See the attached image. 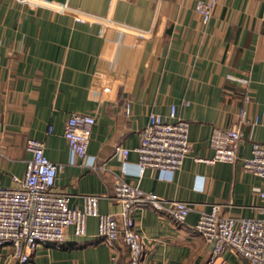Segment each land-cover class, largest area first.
Wrapping results in <instances>:
<instances>
[{
    "label": "crops",
    "instance_id": "obj_1",
    "mask_svg": "<svg viewBox=\"0 0 264 264\" xmlns=\"http://www.w3.org/2000/svg\"><path fill=\"white\" fill-rule=\"evenodd\" d=\"M197 1L205 0H0V184L24 176L26 141L36 139L59 166L55 189L70 195V208L96 195L100 213L118 216V179L190 203L183 223L166 211H134L141 264H248L232 251L212 261V244L193 227L214 204L224 218H264V178L242 168L252 145L264 144V0H218L207 23ZM171 107L189 123L190 154L176 173L140 174L139 131L151 113L171 121ZM70 114L96 119L83 160L63 137ZM232 127L241 133L234 163L195 161L212 158L213 128ZM0 264H128V250L98 238L91 217L85 236L70 227L64 243L40 244L26 263L5 247Z\"/></svg>",
    "mask_w": 264,
    "mask_h": 264
},
{
    "label": "built area",
    "instance_id": "obj_2",
    "mask_svg": "<svg viewBox=\"0 0 264 264\" xmlns=\"http://www.w3.org/2000/svg\"><path fill=\"white\" fill-rule=\"evenodd\" d=\"M17 1L40 4L39 0ZM217 1L195 3L194 10L203 23L212 17ZM94 85H101L98 79ZM101 90L109 93L111 87L103 84ZM123 111L130 115L129 102L124 104ZM170 117L171 121H165L160 115L151 113L147 124L139 131V145L135 152L140 174L147 168L176 173L189 156V123L175 118V107H171ZM240 117L243 123H247L244 110L240 111ZM257 122L255 118L253 123ZM95 125L96 119L90 114H70L65 122L63 137L69 151L81 160L86 157ZM240 138L237 127L213 128L209 139L212 158L195 161L234 163ZM25 148L31 158L25 163L24 176H13L12 187L0 184V249L9 248L11 257L20 263L28 262L42 243H64L70 227L76 237L85 236L87 219L93 217L97 220L98 238L109 247L122 242L128 250V264H141L143 243L134 225V211L141 208L166 211L176 223H183L191 211L190 203L162 198L123 179L113 185V199L122 207L118 216L100 213L96 195H85L82 209L70 208V195L55 189L59 166L46 157L43 142L28 139ZM127 154L128 150H124L123 155ZM242 168L264 178V144L252 145L251 156L243 159ZM260 195L264 197V194ZM221 207L211 205L209 212L199 215L193 227L206 243L212 244L211 260L232 251L248 264H264V218H224L220 216Z\"/></svg>",
    "mask_w": 264,
    "mask_h": 264
}]
</instances>
